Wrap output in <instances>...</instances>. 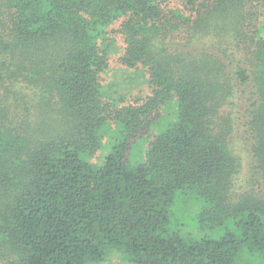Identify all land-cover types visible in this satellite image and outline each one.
Wrapping results in <instances>:
<instances>
[{"label": "trees", "instance_id": "1", "mask_svg": "<svg viewBox=\"0 0 264 264\" xmlns=\"http://www.w3.org/2000/svg\"><path fill=\"white\" fill-rule=\"evenodd\" d=\"M180 2L0 0V264H264V194L232 191L229 147L244 129L264 182V0ZM117 35L145 96L102 85Z\"/></svg>", "mask_w": 264, "mask_h": 264}, {"label": "rangeland", "instance_id": "2", "mask_svg": "<svg viewBox=\"0 0 264 264\" xmlns=\"http://www.w3.org/2000/svg\"><path fill=\"white\" fill-rule=\"evenodd\" d=\"M171 5H175L183 10L184 6L180 2V0H170ZM184 12V11H183ZM187 14V12H184ZM264 19V12L261 17V23ZM264 23V21H263ZM262 23V24H263ZM260 24V22H259ZM113 28H117V24L113 26ZM180 34L185 36L183 30L180 31ZM175 37L172 39L174 42H180V48L185 47L188 49L187 45H183V40L178 36L177 33L173 34ZM115 36V45L117 46V50L114 54H112L109 58L108 69L102 75V85L108 86V97L112 99H118L122 96H145L149 93L148 87L143 83L139 77L136 79H132L131 74L134 72V68L126 69L119 62V57L123 54L124 43L122 37L117 35ZM117 38V39H116ZM182 40V41H181ZM170 42L172 47H175L173 41L167 40ZM208 45L206 39L199 40L194 44V48L199 50L202 47ZM129 73V74H128ZM142 84V85H141ZM131 95V96H130ZM130 101V100H127ZM239 107V106H238ZM238 107L235 111H238ZM230 109V104H226L225 110L228 111ZM244 129L237 128L236 134L232 136L229 140V147L231 148L232 154L236 159V169L234 174L232 175V191L237 193H241L244 191H255L260 194H264V182H260L259 185L253 184L252 186L249 183V177L251 173V162L252 157L248 151L249 143L245 139ZM106 141V138H104ZM146 145H144L145 147ZM141 147H137L136 153L139 152ZM101 152H98L96 157L99 154H103V156L110 151V147L105 149L104 146L100 148ZM198 202H193L189 199V197L181 196L176 199L174 206L172 207V224L176 228H180L184 233H192L196 226V214L199 212ZM99 264H125L121 258L117 255H111L105 262Z\"/></svg>", "mask_w": 264, "mask_h": 264}]
</instances>
